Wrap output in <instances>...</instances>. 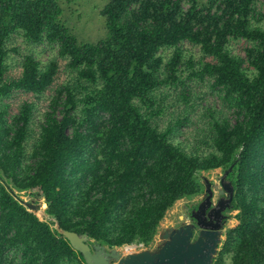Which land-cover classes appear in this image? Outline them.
Masks as SVG:
<instances>
[{
  "label": "trees",
  "instance_id": "1",
  "mask_svg": "<svg viewBox=\"0 0 264 264\" xmlns=\"http://www.w3.org/2000/svg\"><path fill=\"white\" fill-rule=\"evenodd\" d=\"M105 1L107 36L92 44L66 27L58 0H0V264H86L55 225L109 249L150 247L168 212L203 193L200 175L217 170L229 172L238 224L213 264H264V0ZM14 38L57 54L30 52L15 75ZM185 66L222 103L192 144L181 140L187 118L160 125L163 93L184 84ZM48 92L36 135L35 103L15 99Z\"/></svg>",
  "mask_w": 264,
  "mask_h": 264
},
{
  "label": "rangeland",
  "instance_id": "2",
  "mask_svg": "<svg viewBox=\"0 0 264 264\" xmlns=\"http://www.w3.org/2000/svg\"><path fill=\"white\" fill-rule=\"evenodd\" d=\"M60 6L64 9L63 22L68 29L77 37L80 43H98L107 36L105 19L101 14V11L107 5L105 0H76L71 4L63 3L58 0ZM188 51V55H191L195 61L201 58V52L199 48H194L189 45L185 47ZM13 49H17L16 53ZM11 50V56L9 64L12 67V73L18 74L20 62L22 57L30 52L36 53L38 58L42 62H47L51 58L55 57L57 51L51 49L48 46L45 47H28L21 39L14 38L9 45ZM235 50L239 52V47L235 46ZM182 79L184 84L176 89H166L163 93V100L166 114L160 120V125L163 128L174 124L178 119H185L187 121L182 128L181 140L184 144L193 143V137H195L198 131L205 126L207 122V116L210 111L221 110L222 103L218 97L217 92L212 87V82L205 78L201 80L192 76V71L186 66L183 69ZM68 80L67 76L62 75L58 83H64ZM51 93L48 92L42 96L33 95H19L16 97V104L29 100L36 105V114L34 117L33 129L37 135L40 130V126L43 122V115L47 111L50 103ZM224 176L222 170H217L209 173H203L200 175V180L205 182L208 180L211 183L219 184V179ZM18 198L29 206L36 207L37 216L41 221L54 222L46 213V204L43 199L36 197L32 192L17 193ZM187 199L179 201L172 210H170L163 221L158 236L154 243L148 250H155L157 245L161 243V233L164 230L175 228L178 225V221L184 207L188 205ZM31 210V209H30ZM233 218L227 225L225 233L223 235L222 244L225 241L226 232L237 226L238 222L234 219L236 212L232 213ZM57 230V225L53 226ZM222 244L219 251L221 250ZM122 254L128 255L125 247L118 248Z\"/></svg>",
  "mask_w": 264,
  "mask_h": 264
},
{
  "label": "water",
  "instance_id": "3",
  "mask_svg": "<svg viewBox=\"0 0 264 264\" xmlns=\"http://www.w3.org/2000/svg\"><path fill=\"white\" fill-rule=\"evenodd\" d=\"M228 175L229 172H225L219 179V184H214L213 188H211V182L208 180L204 182L208 185L206 193L210 202L209 208L205 210L208 218H211L214 211L223 213L232 210L234 187L232 183L227 182ZM223 202L227 205L223 206ZM23 205L28 208L26 203ZM29 210L36 213L38 208L29 206ZM201 210L202 207H199L198 211ZM57 231L70 242L75 251L83 256L86 264H213L219 254V246L222 244L221 239L210 243L208 237L203 234L194 241L193 227L187 226L181 229H170V233L163 237V242L155 250L124 255L118 248L109 249L97 244L87 234L78 235L62 229L59 225H57ZM222 234L224 232L220 233Z\"/></svg>",
  "mask_w": 264,
  "mask_h": 264
},
{
  "label": "flooded vegetation",
  "instance_id": "4",
  "mask_svg": "<svg viewBox=\"0 0 264 264\" xmlns=\"http://www.w3.org/2000/svg\"><path fill=\"white\" fill-rule=\"evenodd\" d=\"M213 185L214 183H211V188H213ZM207 186L208 185L204 183L203 193L200 196L187 201L188 205L184 207L185 210L179 218L178 225L171 229H181L191 226L194 231V241H196L200 235L203 234L205 237H208V241L211 243L217 239H221L222 241L224 234L220 235V233H225L227 225L233 218V212L231 210H227L223 213L214 211L211 218H208V215L205 213V210L210 206L208 194L206 193ZM222 205L226 206L227 204L226 202H223ZM199 207H202L201 211H198ZM169 230L162 231L161 243L163 242V237L170 233ZM161 243H159L157 247Z\"/></svg>",
  "mask_w": 264,
  "mask_h": 264
},
{
  "label": "built area",
  "instance_id": "5",
  "mask_svg": "<svg viewBox=\"0 0 264 264\" xmlns=\"http://www.w3.org/2000/svg\"><path fill=\"white\" fill-rule=\"evenodd\" d=\"M149 248L150 247H146L143 244L125 246V249H126L128 255L140 253L142 251L148 250Z\"/></svg>",
  "mask_w": 264,
  "mask_h": 264
}]
</instances>
